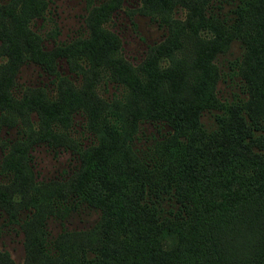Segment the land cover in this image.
I'll list each match as a JSON object with an SVG mask.
<instances>
[{"label": "trees", "instance_id": "16d2710c", "mask_svg": "<svg viewBox=\"0 0 264 264\" xmlns=\"http://www.w3.org/2000/svg\"><path fill=\"white\" fill-rule=\"evenodd\" d=\"M211 1L143 0L162 9L181 4L187 8L186 17L171 23L156 17L165 32L145 55L143 78L129 73L123 61H108L115 80L145 100V116L154 129L167 127L159 137L162 154L153 158L118 145L116 126L102 119L97 105L86 101L84 92L67 79L57 83L65 85L51 96L38 87L12 95L7 69L0 81V128H15L19 136L14 142L0 139V173L11 174L20 196L14 199L0 189V219L5 220L0 226L18 223L17 213L24 208L36 210L40 200L28 192L40 183H55V197L71 200L70 209L83 205L98 212L92 227L97 230L96 242L90 251L61 256L55 237H48L40 223L36 235L24 241L21 264H264V0H221L234 4L229 22L205 14ZM117 2L105 0L96 12L105 15ZM32 5L44 7L45 0H32ZM201 26L215 33L195 50L200 73L193 95L187 97L180 93L182 79L173 64L159 69L155 58L168 55L179 34ZM87 27L89 36L49 51L1 22L0 53L11 60L20 56L16 69L30 62L49 75L57 73V57L68 61L72 53L84 55L91 64L102 62L118 41L97 21ZM231 40L242 47L235 67L231 66L242 95L221 99L213 90L210 61ZM218 72L214 67L215 75ZM204 111L214 116L211 126L200 120ZM32 113L40 127L34 137L21 129L23 123H32ZM75 113L83 116L86 130L97 132L98 142L76 146L69 135L51 129L52 121L69 124ZM13 118L16 123H9ZM39 143L74 155L77 163L67 177L50 183L36 179L31 149ZM57 199L43 202L49 212Z\"/></svg>", "mask_w": 264, "mask_h": 264}, {"label": "rangeland", "instance_id": "374dc122", "mask_svg": "<svg viewBox=\"0 0 264 264\" xmlns=\"http://www.w3.org/2000/svg\"><path fill=\"white\" fill-rule=\"evenodd\" d=\"M104 1L45 0L44 7L40 8L39 5L35 8L32 0H0V27L3 22L13 32H25L38 41L44 50L50 51L53 47L65 45L74 38L86 36L87 30H90L87 25L96 21L101 30L113 33L118 41V45L108 51L103 61L95 64H91L89 58L80 54L72 53L68 61L64 57H57L54 67L57 73L54 75L44 73L30 62L22 63L16 69L20 56L11 60L0 53V81L10 68L8 75L12 76L9 77V81L13 80V85L8 90L12 95H18L20 89L38 87L51 96L57 87L65 82L62 81L58 85L57 83L61 79H67L73 87L84 92L86 101H92L97 105L102 119L116 126L118 145L129 146L128 149L140 157L153 158L162 154L163 144H160L159 137H162L160 133L167 127L154 129L145 116L147 106L145 100L137 90H132L131 86L115 80L113 69L110 67L112 63L108 61L113 63H117L114 59L123 61L129 65L130 68L127 69L129 73L131 71L135 76L143 78L142 66L145 55L151 46L162 40L165 32L156 21V17L163 16L170 23L176 20L183 21L187 8L178 3L170 9H162L158 5L147 6L143 0H118L114 8L105 15L98 10V17L94 18L97 14L96 8ZM232 2L211 1L205 6V14L229 22L232 18L231 9L234 8ZM214 33L212 28L201 26L184 35L179 34L173 50L168 55H158L155 58V65L159 69L169 67L171 64L177 69L182 79L180 93L184 96L193 95L192 87L200 73V63L194 56L195 50L205 42L208 43ZM241 51V43L231 40L227 47L222 52L215 53L210 61L211 78H215L213 90L221 99H228L233 94L242 95L238 88L240 79L231 68L232 65L235 67ZM214 67L219 71L216 75ZM163 88L165 87L161 89ZM9 114L13 115L12 112ZM30 120L32 123L29 126L26 122L23 123L21 129L34 137L40 127L34 113L30 114ZM200 120L208 127L213 124L214 116L204 111ZM82 122L83 116L75 113L69 124L54 120L50 127L63 137L67 138L69 135L71 144L74 143L76 146L84 147L98 142L97 132L86 130ZM9 123H16V119L13 118ZM18 136V130L15 128H0V139L7 138L6 140L14 142ZM31 155L36 179L44 183L64 179L77 163L74 155L67 149L50 150L41 143L31 149ZM11 182V174L0 173V189L12 195L14 199L19 198L18 186ZM28 193H33L40 201L36 203V210L29 207L18 211V223L5 222L0 226V264L23 262L24 241L36 235L40 223L48 237L51 239L55 237L56 244L61 248V256H76L81 251H90L96 242L97 230L92 228L98 218L96 210L83 205L70 209L73 206L71 200L61 202L55 197V183L48 185L40 183ZM52 199L57 201L53 202V211L49 212V205L43 202ZM14 206L16 207L17 203ZM1 221L5 220L1 218Z\"/></svg>", "mask_w": 264, "mask_h": 264}]
</instances>
